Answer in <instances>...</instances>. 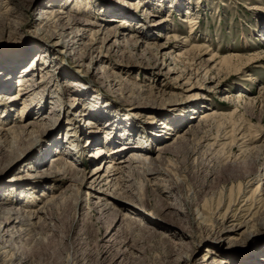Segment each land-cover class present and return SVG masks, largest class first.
Segmentation results:
<instances>
[{
    "label": "rangeland",
    "instance_id": "obj_1",
    "mask_svg": "<svg viewBox=\"0 0 264 264\" xmlns=\"http://www.w3.org/2000/svg\"><path fill=\"white\" fill-rule=\"evenodd\" d=\"M84 1L33 0L32 8L18 11L9 21L14 23L12 32L0 26V49L10 51L34 40L38 45L57 42L53 57L58 58L62 67L59 74L58 68L41 67L39 59L37 68L45 71L37 69L29 76L35 84L28 90H34L33 96L44 106L41 116L45 120H38V123H48L42 131L44 139L29 143L25 140L26 143L24 136L11 138L14 133L10 132L6 140L12 146H7L9 151L0 155V218L4 211L1 207L27 217L28 213L55 203L51 212L41 214L40 220L32 218L31 225L16 224L15 230L25 229L29 234L19 240L4 235L3 240H9L5 245L13 241L10 247L14 250L20 247L21 252L24 248L32 254L34 264H96L99 250L103 251L106 246L116 248L124 234L133 233L131 243L137 247L126 255L131 264H168L179 256L187 260L181 264H259L262 261L260 264H264V195L260 197L256 191L258 186L264 190V0H123L121 8L114 7L119 0H91V7H85ZM132 3L138 4L137 7ZM66 5L70 9L67 7L68 13L64 15L70 12L71 16L100 25L88 26L86 38L78 40L70 49L62 44L72 41V33L62 40L47 36L37 20L46 9ZM101 6L112 8L106 11ZM6 7L3 4L0 10L5 11ZM85 10L92 15L85 14ZM121 19L127 24L116 21ZM96 31H100L98 44L94 45L97 51L91 56L84 44ZM107 31L118 34L116 38L110 35L103 43ZM166 52H171L173 61ZM10 53L2 57L12 60ZM21 53L29 52L22 50ZM37 55L33 53L24 61L20 56L15 62L11 88L0 96L1 130L16 129L35 119L28 115L34 105L24 112L22 99L13 106L8 101L19 94L21 68L31 64L34 68ZM256 55H260L257 61H249ZM211 56L214 61L210 60ZM230 56L240 59L230 66L220 63L221 58ZM53 74L55 79L51 82L60 90V101L56 99L57 94L52 95L53 99L48 98L46 89L41 92L42 86L37 89L43 77ZM73 80L81 86L70 87ZM189 82L192 85H186ZM85 87L89 88L85 96L74 91ZM140 97L147 101L138 109ZM85 101L92 104L91 114L83 105ZM210 109L226 115L200 124L201 115ZM110 117H116V121L108 125ZM150 122L159 131L165 129L163 123H168L172 127L168 137L154 139ZM72 123L75 124L70 126ZM199 124L201 128L195 134H184ZM102 126L117 140L109 143L110 153L134 143L153 148L154 152L147 156L154 163L151 165L148 160L146 163L161 171L169 192H156L145 181L140 185L136 168L129 173L126 168L117 175L125 179L121 186L127 191V197H113L112 188L107 190L106 186L101 189L107 195L91 194L93 173L102 162L94 155L104 146L102 139L107 134L102 130L101 142L99 139L92 145L87 139L99 133ZM72 127L76 132H71L73 135L67 139V130ZM126 127L134 133L135 142H128L125 137L128 131L124 134L121 131ZM180 133L187 136L180 143V150L158 158L160 149L182 142L177 139ZM59 141L69 151L67 160L73 166L68 169V178L63 181L50 178L41 187L26 185L23 191L11 189L12 180L17 178L26 183L45 178L55 168L54 161L61 158L56 151ZM193 147L198 152L195 158H190L187 151ZM136 151L141 149H127L116 156L129 159ZM11 152L12 155L20 153L23 161L10 164ZM136 166L142 164L134 162L132 167ZM61 167L67 170L66 166ZM3 188L13 192L12 202ZM29 192L38 196L33 204L26 202ZM193 198L200 205L204 224L199 228L192 225L193 233H190L188 228L196 208ZM246 198H250L248 206L244 204ZM4 201L9 203L2 204ZM168 204L179 209L164 212ZM104 205L115 207L117 215H113L112 208L102 213ZM226 213H236V219L249 227L238 223L233 225L238 229L236 234L230 232L222 240L216 239L215 232ZM1 225L0 228H5V224ZM100 259L104 264L112 263L110 255L100 254ZM221 260L225 261L218 263Z\"/></svg>",
    "mask_w": 264,
    "mask_h": 264
},
{
    "label": "bare ground",
    "instance_id": "obj_2",
    "mask_svg": "<svg viewBox=\"0 0 264 264\" xmlns=\"http://www.w3.org/2000/svg\"><path fill=\"white\" fill-rule=\"evenodd\" d=\"M122 2H123V0L117 1L116 3H114V7H116V8H119L120 7L121 8V5L120 4ZM92 3H93V1L86 0V2L84 1V6L85 7L86 6L87 7L88 6L91 7ZM3 4H5L8 7H6L7 10L5 9V11H1L0 10V26L1 27H5V29H8L9 32H12L15 29L14 23H11L9 21H11V19L14 17V15L16 13H18V11L20 13V11H22L23 9L30 8L32 6V4H33V0H0V7ZM10 4H11V6H9ZM132 4L133 5H136L135 7H137V5H138V4H134V3H132ZM111 5H113V4H111ZM68 6L66 5V6H63L62 8L46 9L45 12L41 13V15L39 16V18L37 20L39 22V28H40V30H42V32H45L47 36H50V37L51 36H56V38H58L59 40H62V39H64V37L68 36L69 33H72L73 34L72 41L69 42L68 44L67 43H63L62 44L63 47H65L67 49H70V48L76 46L78 40L81 41V40H83V38L85 36H87L86 35V32L87 31H90V30H88V26H92L93 25V27H94V26H100V25H96L93 22H87V21H84V20H82L80 18L71 16L70 12H69V14L64 15V14L68 13V11H67L68 10L67 9ZM101 7L104 10H106V11H111L110 8H112L111 6H105V7L104 6H101ZM77 10H78V8H77ZM78 11H80V10H78ZM80 12H82V11H80ZM83 12L85 14H89V16L92 15V13H90V11L88 12V10H85ZM150 15H152V14H150ZM116 21H119L122 25L123 24H127V22H125L124 19L116 20ZM67 31H69V32H67ZM99 32L98 31L92 32L91 33V36L89 37V42L87 44H84V48H86V50H88L90 52L91 56H92L93 52H96L97 51V49L95 48L94 45L95 44H98L97 42H98V39L99 38L97 36V33H99ZM117 34L118 33H110L109 31H107V35L102 40L103 43L105 42V40H107L109 38L110 35L111 36H114L116 38L117 37ZM40 35H41V33H40ZM28 43H29V45L30 44L31 45L29 46ZM28 43H24L23 45H21L22 47H20V45H18L19 47H15V48H13L10 51H4V50L0 49V96L1 97H3V95L6 94V92L8 90H10V88H11V82L14 81V80H11V75L15 71V66H16V63L15 62H16V60L18 58H20V56H23V60L22 61H24L28 57H30L33 53H37L38 55H40V56L37 55V59L35 60L36 63L34 64V66H35L34 68H33L32 64L30 66H26V67L21 68L22 74L19 76V80H18L19 81V84H18V86H19V94L16 96V98H10L9 97L10 99L8 101L10 103V106L11 105L13 106L15 104V102H17V100L22 99V101H23L22 102L23 103V108L25 109V110H22V111H24V112H27V108H29L30 106L34 105V107L32 108V111L30 110V112L28 113V115H30V116L32 115L35 119H33V121H31L28 125H25V126H22V127H19V128L16 127V129L15 128H11L8 131L7 130H1L0 129V155H3V153L5 151H9L8 148H7V146H10V147L12 146V145H7L10 141L6 140V136L10 135L9 134L10 132L12 134L14 133L11 136V138L15 137V135H19V136L21 135V137L24 136V140L23 141L27 140L28 143L30 141L31 142L32 141L39 142V141H42L44 139V136L42 135V131L46 128V126H47L48 123H47V121L44 122V123H42V122L41 123H38V120H45V117L41 116V110L43 109L44 106L41 104L40 99H37L36 96H33V94H34L33 91L34 90H28L29 88L33 87V85L35 84V80H33L32 78L29 77L31 75V73L35 72V70L37 71V69H39L41 72L42 71H45L44 68L43 69L42 68H37V62L39 61V59H40L41 65H42L41 67L47 68V67L51 66V67L56 68V69L58 68L61 71V72H59V74H62V67L59 64V62L57 61L58 58H54L53 57L55 55L54 54V52H55L54 46L57 45V42H54L53 44H50V45L48 43L47 44L46 43H43L42 45L41 44L38 45L37 41L34 40V41H28ZM116 43H117V40L115 41V44ZM22 50H27V52H29V53H21ZM6 53H8V54L10 53V56L9 57H14V58L12 60H9L7 56L2 57ZM167 54H170L169 55V59L173 61L174 60V57L171 56V52H166L165 55H167ZM186 54H187V52H186ZM180 57H181V55H180ZM258 58H260V55H256V56L250 58L249 61L250 60H253V61L256 60L257 61ZM239 59H240V57H238V56H230V57L221 58L219 61L222 64H226V65L230 66V65H232L234 63V60H239ZM210 60L211 61H214L215 60L214 59V56H211ZM197 71H198V69H196V72ZM31 79H32V82H30ZM54 79H55L54 78V74L52 76H49V77H46V76L43 77V80H42V82H40V85L37 87V89L40 88V86H42L41 87L42 88L41 92H43V89H46L47 90V94H48V98L53 99L52 98V95L53 94H57V98L56 99L60 101V93H59L60 90L57 87L55 88V85L52 84V82H53L52 80H54ZM71 84L72 85L70 87L75 86V85L81 86L79 83H77L74 80L72 81ZM13 85H14V83H13ZM186 85H192V84H191V82H189V83H186ZM88 89H87V87H85L84 89H81V91L78 90V89L77 90L75 89L74 91L78 95H80V96H85V95L88 94ZM1 97H0V100L2 99ZM132 99H133V104H134V97L131 96V100ZM57 100H55L54 102L56 103ZM86 101H85V103L83 105H84L85 109L87 110V112H89L91 114L92 112L90 111L91 110L90 107H91L92 104L89 103V102H86ZM146 101H147L146 99L140 97L139 98V102H138V106L136 108H138V109L142 108L141 107L143 105L142 103L144 102V104H145ZM56 105L58 107L60 106L59 103L56 104ZM3 108H6V105L3 104ZM225 115L226 114H224V113H219L218 110H216V109H210V110H208V112L203 113L201 115L202 123H200V124H203L205 121H207L209 119L222 118ZM22 116H23V112H21V118H22ZM39 117H40V119H39ZM97 118H102V117H97ZM112 120L113 121H116V117H110L109 118V122H108L109 124L108 125H110V121L112 123ZM75 123H72L70 126H73V124H75ZM148 124H151V122L148 123ZM200 124L197 125V126H192L191 127L192 132L188 131V132H186L184 134H187V135L188 134L189 135L195 134L198 130H200L199 128H201L200 127ZM99 125L100 124H98L97 126H99ZM119 125L120 124H118L117 126H119ZM163 125H164L163 127L165 129H163L162 131L161 130L159 131L156 128L155 129L152 128L153 126L155 127L156 125H154L153 123L151 124L152 130L150 131V134L153 135L154 139L163 140V139H166L168 137V134H169L170 130L172 129V127L169 126L168 123L167 124L166 123L165 124L163 123ZM29 127H31V130L28 129ZM73 128L74 127H72V129L71 128L70 129L68 128L66 134H67V136L69 134V136H68L67 139H69L71 137V135H73V133H71V132H76L75 128L74 129ZM102 130L105 133L107 132L106 127L105 126H102L100 128V132L99 133L93 134L94 136L93 135L91 136L92 139H90V137H89V139H87V142H88V140H90L89 141V145H92L96 141H99V139L101 138V132H103ZM117 131H120V129H118ZM121 131H123V134L126 131H128V133H127L128 135L126 134V136H125L128 142H131V141L136 140L135 139V136H134V133H132V131H129V129L127 127L124 128ZM106 134L107 135L105 136V138L102 139V141L104 142L103 143L104 146L101 147V148H99L96 151V154L94 155V156L98 155L102 162L97 166V169L93 173V175H94L95 178H94V181H93L91 187H89V189L91 191V194L104 193V194L107 195L108 193L105 192L103 189H101L102 186H106L107 187V190L112 188L111 191H113V193H114L112 195L113 197H118V198L121 197V196L122 197H127V196H125V194L127 193V191H125L123 189V187L121 186L122 185L121 182H123L125 179L122 178V177H118V175H117V173H119V172L122 173V170L123 169H126V168L128 169V173L130 171L131 172L132 171H135V168H136V171H137V173L140 176V177H138V183L140 185H142L144 183V181H145L148 185H152L154 187V189H155L154 191H156V192H158V191L159 192H167V193L169 192L170 188L166 186V184H165L166 181L163 178V174L161 173V171L158 170V169H156L155 167L148 166V164L146 163L147 160H148V162L151 161L149 163L151 165H152V163H154V160L150 159L149 156H147V154H150V153L154 152L153 148H151L149 146H146L145 144H142V143H138V144H135V143L134 144H130V143H128V144H130L129 146H127V147L124 146L123 148H118L116 150L113 149L112 153H110L109 150L111 151L112 150V147L109 146V143L110 142H116L117 140H114V136L115 135H112L111 136V132L110 131L108 133H106ZM184 134H182V133L178 134V138L177 139H180L182 142H179V143L176 142L178 144H176V143L173 142L174 143L173 145H168V146L165 147V149H162V150L160 149V151H159L160 154H159L158 158H162V155L163 154H166V153H168L170 151L171 152H175L177 149H179L180 143H183L184 141L187 140L186 139L187 136L184 135ZM20 139H22V138H20ZM15 140H16V138H15ZM63 141H64V139H63ZM60 142H62V141H59V143H57L58 146L56 147V151H59L61 158L58 159V160H56V161H54L55 162L54 163L55 164V168L52 169V170H50V172L45 177L46 179L45 178H41V180L38 179V180H35V181H31V182L26 183V182H22L20 180V178H17L15 180H12L14 183L11 186V189L16 188L17 190H20L21 191V189H22V191H23V188H25L26 185H33L31 188L41 187V186H43V184L46 181H49L50 178H51L50 180H52V181H55V180L56 181L57 180L63 181V179L68 178L67 176H68V174H70L68 169L69 168H72L73 166H72V164H70L72 162L69 163V160H67V156H69L68 155L69 154V151L67 150V148H65L64 146H62L61 145L62 143H60ZM100 142H101V139H100ZM132 148L133 149H141V151H136L133 154V156L131 158H129V159H124L123 157L122 158H120V157L117 158L116 155H118L120 153L119 156H121L127 149H132ZM54 150H53V152H55ZM12 152H11V155H12ZM197 152H198L197 151V148L196 147H193V148H190L187 151V155L190 158L191 157L195 158ZM5 154L6 153H4V155ZM68 158H70V157H68ZM9 160H10L9 161L10 164L15 163V162H19V161L20 162L23 161V160L20 159V153H18V152L15 153V155H12ZM63 160L65 162H63ZM134 162H139L140 164H142V166L132 167V164ZM146 164H147V166H146ZM61 166H66L67 167V170H63ZM139 170H141V171L139 172ZM74 173H75V175L78 174L77 172H73V174ZM147 174L150 175V177H151L150 179L147 178V176H146ZM48 175H50L51 177H49ZM263 179H264V176H263ZM35 184H37V186ZM256 189H257L256 191H258L257 192L258 195L260 197H262L264 195L263 188H261L260 186H258ZM9 190H10V188H3V191L8 193L7 199L10 200V202H12L13 197H15V196L11 197V192L12 191H9ZM241 190L242 189L239 188V194H240ZM115 195H117V196H115ZM27 197L28 198H27V201L26 202L27 203L29 202V203H32L33 204V202H35L37 200V197L38 196L35 193H33V192H29V195ZM249 199L250 198H246L245 199V203H244L245 206H248V204H247L248 202L247 201ZM258 199L262 200V198H258ZM192 200H193V206L196 207V208L194 210L195 211L194 212L195 217L193 218V220H192V222L190 224V227L188 228V232H190V233H193V231H192V225H195V227L197 226V228H199V227H201L202 224H204L203 223V215L199 211V206L200 205H198V203L195 202L194 198ZM242 201H244V200H242ZM4 203H9V201L2 202V204H4ZM54 203H55V201L52 202L49 206L44 207L43 209H39V210H36L34 212L28 213L27 217H20V216H18L17 215L18 213H16V211H14V209L6 208V207H1V208L4 209V211H3V216L0 218V226H2L1 223H3V224H5V228H3V229H2V227L0 228V264H34L33 256H32L31 253L29 254L28 252H26V250H23L24 248L20 252L19 251L20 247H19V249L14 250L13 247L12 248L10 247V245H11V243H13V241L10 242V244L7 243L5 245V243L7 241H9V240H7V239H4L3 240V238H4L3 236L4 235H8V237H10V238L13 236L14 238H17V240H19L20 238H22V235H24L23 237H25L26 236L25 234H29V233H27L25 229L24 230H21V229L20 230H18V229L15 230L14 228L16 227V224H20V225H24V224L25 225H31L33 223V222H31V219L32 218H36L37 217L40 220L41 219V214L45 215V212L46 211H50L51 212V207H52V205ZM7 205H9V204H7ZM190 205H191V203H190ZM104 207L105 208L102 209V213L105 212V211H108L110 208H112V210L114 212L113 215L114 216L117 215L118 210L115 209V207H111L110 206L108 208L107 205H104ZM178 209L179 208L175 207L174 205L168 204V206L164 207L163 210H164V212L166 211V212H171L172 213V210L173 211H176ZM102 213H100V214H102ZM134 213H137V212L135 211ZM174 213H176V212H174ZM168 215L169 216H175V214L174 215H171L170 213ZM222 217H223L222 218L223 222L220 224L219 229L215 232L216 233V239L217 238H220L222 240V238L224 236H228L230 232H231L230 234H232V233L233 234H236L238 232L237 231L238 229L237 228L235 229V227L233 225H236L238 223H241L240 224L241 226L244 225L245 228L249 227V225L248 226L245 225V222H240L239 219L238 220L236 219L237 218L236 213L235 214H231V213L228 214V213H226ZM128 219H131V218H128ZM131 221H132V219H131ZM32 226H34V224ZM108 229H109V226H108ZM234 229H235V231H234ZM248 232L249 233L251 232L250 229H248L247 233ZM131 234H133V233H131ZM131 234L130 233L124 234V236L122 237L121 242H118L117 243V247L116 248L113 247V246L112 247H107L106 246L104 248L102 247L104 250L103 251H100L99 250L98 259H97V263L96 264H104V262H100L101 261L100 254L110 255L111 258H112L111 259V262H112L111 264H131V262L127 260V256L126 255L129 254L128 253V252H130L129 250L136 249L135 247H137L136 245H133L131 243L132 242V238H133ZM156 235H158V234H156ZM250 238H251V236L250 237H246L247 240H249ZM134 242L136 243L137 241L135 240V241H133V243ZM98 248H99V246H98ZM206 254H212V253L211 252H208ZM213 256L217 258V255L216 254H214ZM170 257H171L170 258V260H171L172 257H173V255H171ZM214 257H212V258H214ZM85 258L87 259V257H85ZM213 260H215V259H213ZM181 261L187 262L186 258H183V256H179L177 259H174V260L169 261L168 264H181ZM224 261L225 260H221L218 263H223ZM260 263H263V261L262 262H259V264Z\"/></svg>",
    "mask_w": 264,
    "mask_h": 264
}]
</instances>
